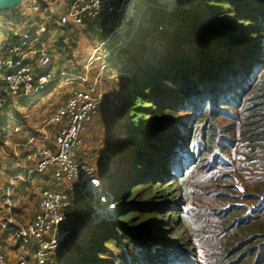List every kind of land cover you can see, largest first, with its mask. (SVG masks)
I'll return each mask as SVG.
<instances>
[{"label":"trees","instance_id":"16d2710c","mask_svg":"<svg viewBox=\"0 0 264 264\" xmlns=\"http://www.w3.org/2000/svg\"><path fill=\"white\" fill-rule=\"evenodd\" d=\"M196 1L208 6L202 10L206 22L193 27L187 23L196 17L173 14L170 56L145 77L122 82L123 108L131 107L130 116L120 110L131 138L123 165L133 168L114 193L118 219L84 223L82 236L54 257L58 264H197L207 237L216 264H264V182L248 188L247 206L232 182L204 190L189 179L204 170L234 177L226 169L237 142L234 127L248 133V144L264 145V0ZM52 25L59 34L67 30L56 20ZM186 42L190 50L180 52ZM57 51L54 46V59ZM146 104L147 121L140 123L136 110ZM134 116L136 123L129 120ZM204 226L209 236L202 235Z\"/></svg>","mask_w":264,"mask_h":264},{"label":"rangeland","instance_id":"374dc122","mask_svg":"<svg viewBox=\"0 0 264 264\" xmlns=\"http://www.w3.org/2000/svg\"><path fill=\"white\" fill-rule=\"evenodd\" d=\"M45 5L46 2L44 0H20V3H18L16 8L12 11L0 9V21H2L3 24L0 27V54L10 44L9 40L12 31L10 25L14 22L13 18L16 13L25 11L24 17L26 19L32 18L38 22L40 19H47V16L49 15L42 13ZM207 7L204 4V9H207ZM136 9L137 14L134 17L123 18L126 31L119 39L120 43H117V39L112 42L110 41L107 46L99 48V56H95L94 54V48L97 43L91 45L94 38H84V31L79 29L72 30L70 28L71 30H63L59 34L55 29H52L49 34V41L52 43V46L58 48V51L56 52L58 54L53 60V71H56L54 75L59 74L62 71L75 75H84L88 73L90 81L86 85L87 87L92 85V81H94L96 76L100 74L102 77V84L97 89L98 95L103 96L99 106L100 113L96 115L94 122L87 127V132L84 135L86 149L81 152L80 159L81 161L84 160L85 164L93 170L92 174L94 177L101 181L105 194L96 195L91 192L84 199H80L79 203L75 204V207L72 208L74 231L70 244L72 241L78 240L79 237L82 236L86 229L84 223H93L98 226L105 221L118 219L119 209L115 206L112 196L114 199V193L117 191L119 184L129 176V173L133 168H127L126 165H123L124 160L128 159V156L131 155L128 144L126 143V141L131 138L128 136L129 129L126 126L128 119L122 115L120 110L127 111L128 116H130L131 107H129V109L126 107L123 108L124 89L122 87V82L124 81L126 83V80L134 78V75H137V78L145 77L142 73L149 68H154L155 63L157 64L163 57L170 56L171 51L168 49L169 41L167 35L169 31H174L175 25L170 24L173 14H175L173 17L176 18L178 12H182L183 10L191 15L192 18L196 17V21H191V24L190 22L187 23L188 25H194L193 27L197 26L199 22H206V18L203 16L202 12L204 9L200 8V4L196 0H138ZM55 20V17L51 18L50 23ZM200 28L202 27L200 26ZM35 29V25L30 28L31 31H34ZM77 42L78 45L76 44ZM187 43L188 42L182 44L180 52L183 50H190L189 45H191V42ZM108 53L109 56L105 58L104 56H107ZM100 57L102 58L100 59ZM104 60L105 69L101 72L99 67ZM92 62L93 64L88 70L86 65ZM79 85L80 84L74 85L66 83V85L60 87L58 85L48 86L46 92L44 91L38 97L21 98L16 102L9 94H4L1 95L0 98L3 97V100L7 104L5 106L3 105L4 107L0 106V110L4 113H6V111L10 114L13 113L16 121L22 126V130L29 135H33L34 137L43 132L41 131L40 133V130L45 129L49 136L51 135L49 122L56 107L63 104L72 93V90L79 87ZM147 110V104L144 105L142 109L139 108L136 110L141 113L136 121L139 120L140 123L146 122L147 113H145V111ZM184 113L183 110H180L178 115H183ZM135 117L136 116H134L133 119H129L130 122L136 123V121L134 122ZM220 121L221 124L224 122L222 119ZM10 122L12 124L15 123V121L11 120ZM223 127L224 134H228L230 131L228 126ZM233 133L237 142L228 153V163H232V166L227 167L226 169H228L229 175H234V177L229 178L220 175L223 178L222 179L217 173V170H204L193 174L189 179H191L193 184H200L201 188L202 186L206 188L204 190L212 188L216 182H219L220 184L227 181L232 182L237 189L240 200L248 206L250 202L245 198V193L248 192V188L255 187L260 182H264V145L248 144V133L242 131L240 127H234ZM178 134H180V132H178ZM50 142L51 139L49 143ZM175 142L179 143L180 140L177 139ZM45 145L46 142L38 138L31 143L30 150ZM130 145H138V143L132 144L131 142ZM123 146L126 147L128 153H119L118 148L122 149ZM21 150L26 151L24 148H21ZM24 154L25 152H22L21 155ZM24 157L25 155L23 158ZM16 159L17 158L12 159L15 161L13 164H19ZM125 162L126 163L124 164H127V160ZM9 174L12 176L16 175L15 173L10 172L9 169L2 173V179L5 180L7 178L4 181L5 187L10 184V181L8 182V179H10V177L8 178ZM40 177L44 183L39 184L35 190L32 187L33 184L28 185V188H26L23 182L15 181V187H13L10 195V202L12 204L13 212L16 215L18 214L17 216H19L18 211L23 208L22 213L27 220L32 218L36 209L38 210L40 199V189H38V187L41 188L45 184L49 187H53L56 184L51 176L50 179L47 176L40 175ZM21 188L22 191L20 190ZM18 191L19 196L23 194L25 196V199L22 198L20 203H18L16 199ZM108 193L111 199L109 203L110 208H112V213L110 211V214L105 216L103 213V201L104 198L107 199ZM199 193L200 191L196 195L198 201H200L201 198ZM2 201H7L6 192L0 194V223H7V221H5L6 218L4 212L6 213L9 210V206L3 204ZM201 201L204 204H208L206 198L201 199ZM83 204H88L89 207L86 210H83ZM19 205L22 207L19 208ZM262 208H264V202L262 203ZM74 210L81 211L82 213L80 214L82 218L77 217V214H74ZM86 211H89V216L86 215ZM108 212L109 211H107L106 214ZM260 219L264 222V216L260 217ZM200 231L203 233V236H209L211 234V231L207 232L205 230V226L202 227ZM7 237L9 238L8 235ZM202 240L204 250L200 252V259L197 264H216V261H213L216 255L212 241L208 237L205 239L202 238ZM3 242L6 245L11 243L10 241ZM177 242L178 237H175L173 242L174 246H176ZM12 245H15L14 252L16 253L17 248L20 247L19 243H13ZM13 246L11 247L12 250ZM68 247L67 243L64 248L67 249ZM26 251L28 252L26 255L28 264H37L33 260L34 249L27 246ZM56 259L53 258L48 264H58V260Z\"/></svg>","mask_w":264,"mask_h":264},{"label":"built area","instance_id":"2783aa9c","mask_svg":"<svg viewBox=\"0 0 264 264\" xmlns=\"http://www.w3.org/2000/svg\"><path fill=\"white\" fill-rule=\"evenodd\" d=\"M44 1L46 5L42 13L49 14L47 19L38 22L32 18L27 20L25 11L16 13L13 18L10 44L0 54V96L9 94L17 100L38 97L48 86L60 87L66 83L80 85L51 116L52 145L31 149L27 155L28 161L34 164L32 172L50 175L56 184L53 187H38L40 202L32 220L22 224L10 217L7 223H0L4 234L13 243H21L15 256L11 257L8 246L0 236V264H28L27 246L34 249L33 260L37 264H48L71 240L74 231L72 208L75 204L91 192L105 194L103 184L94 177L93 170L80 160V151L84 146L83 133L86 125L95 119L103 98L97 90L102 84V77L99 74L87 87L90 81L88 73L75 75L62 71L54 75L53 47L49 41L53 26L51 18L55 17L62 26H72L81 31L93 21L108 18L110 22L104 24L103 29L109 34L108 39H112L123 36L126 31L123 18L134 17L138 4V0H69L67 6L66 0ZM2 25L0 21V27ZM33 25L36 29L31 31ZM104 45L103 42L95 46V56ZM108 56L109 53L104 57ZM105 60L100 66L101 72L105 69ZM92 64L89 63L86 68L89 70ZM2 98L0 106L4 103ZM10 120L15 123L12 124ZM21 131L15 115L0 110V157L4 152V143ZM37 138L48 140V134L42 132L31 143ZM108 197L109 193L107 200Z\"/></svg>","mask_w":264,"mask_h":264},{"label":"crops","instance_id":"0c3cea01","mask_svg":"<svg viewBox=\"0 0 264 264\" xmlns=\"http://www.w3.org/2000/svg\"><path fill=\"white\" fill-rule=\"evenodd\" d=\"M67 2V6L69 4V0H66ZM110 19H102V20H97V21H93L90 23L89 27L84 31V34H83V37L84 38H94L93 39V42H91V45H94L95 43H97V45H100L101 43H105L104 46H107L109 44V42L117 39V43H119V39L121 37H114L112 39H108V36L109 34L107 33V31L105 29H103V26L104 24L106 23H109ZM67 29L69 30H75L76 28L72 27V26H66ZM71 28V29H70ZM107 33V34H106ZM106 34V35H105ZM82 38V37H81ZM84 40V39H83ZM108 40V42H107ZM78 45V42L76 43ZM96 45V46H97ZM118 45V44H117ZM103 46V47H104ZM53 47V46H52ZM73 91V90H72ZM46 92V91H45ZM69 98V97H68ZM21 99V98H20ZM18 100V99H17ZM17 100L14 99V101L16 102ZM4 107V106H3ZM57 108V107H56ZM13 114V113H11ZM14 115V114H13ZM94 122V120H93ZM93 122L89 123L86 125V130L85 132L83 133V139H84V135L85 133L87 132V127L92 124ZM20 125V123H19ZM21 126V125H20ZM22 127V126H21ZM41 131L43 132H46V130H40L39 132L41 133ZM39 135V134H38ZM38 135L34 136L33 135H29L27 132H24L23 130L21 131L20 134H17V135H14L11 140H9L6 144L4 143V152H3V155L0 157V192L1 193H4L6 192L7 194V201L3 202V204L5 205H8L9 206V210L5 213L4 212V216H5V221H8L10 217L13 218L14 221L18 222V223H27L29 222L30 220L33 219L30 218L27 220V218L24 216V214L22 213V210H19V216H17L14 212H13V208H12V204L10 202V195H11V191L13 189V187H15V181H20V182H23L26 186V188H28V185H32L33 189L35 190L37 186H39V184H42L44 183L43 180H41V176H47L49 177L50 179V175H44V174H39V173H33L32 172V168L34 166L33 163H31L30 161H28L27 159V155L28 153L30 152V145H28V143H31V140L35 137H37ZM38 139V138H37ZM51 139V142L49 143ZM52 134L48 136V140H44L46 142V145L47 146H50L51 143H52ZM19 145V146H17ZM21 148H24L26 151H23L21 150ZM86 149V143H85V140H84V146L82 148V150L80 151V158H81V152L84 151ZM22 152H25V157L23 158L24 155H21ZM13 158H17V162H19V164H13L15 161H13L12 159ZM81 160V159H80ZM82 162L85 163L84 160H82ZM24 164V165H23ZM26 164V166H25ZM12 167V168H10ZM7 169L10 170V172L12 173H15L16 175L12 176V175H8V178L10 177V179H8V182L10 181V184L7 185L6 187L4 186V181L2 178V173L6 172ZM12 176V177H11ZM27 178V179H26ZM19 179V180H18ZM41 180V181H40ZM48 183V182H47ZM47 186L46 184L43 186L45 187ZM23 188V187H22ZM22 188L20 189L22 191ZM19 190V191H20ZM19 191L18 193L16 194V199L18 201V203H20L21 199L24 198L25 199V196L24 194L23 195H20L19 196ZM0 193V194H1ZM39 198H40V192H39ZM2 199V198H1ZM3 200V199H2ZM39 202H40V199H39ZM39 206V204H38ZM22 206L19 205V208H21ZM37 211V209H36ZM36 211L34 212V215L36 213ZM24 222V223H23ZM0 236L3 238V241L5 242H11L8 246V249H9V253L12 256H15V245L13 246V242L11 241L10 237L8 238L7 235H5L1 228H0ZM13 246V250L11 249V247Z\"/></svg>","mask_w":264,"mask_h":264},{"label":"water","instance_id":"95a60500","mask_svg":"<svg viewBox=\"0 0 264 264\" xmlns=\"http://www.w3.org/2000/svg\"><path fill=\"white\" fill-rule=\"evenodd\" d=\"M18 3H20V0H0V9L10 10L15 7Z\"/></svg>","mask_w":264,"mask_h":264},{"label":"bare ground","instance_id":"6f19581e","mask_svg":"<svg viewBox=\"0 0 264 264\" xmlns=\"http://www.w3.org/2000/svg\"><path fill=\"white\" fill-rule=\"evenodd\" d=\"M110 200H107V199H104L103 203H104V209H103V213L106 215L110 214V211L112 210V208H110V203H109ZM106 203V204H105ZM109 211L107 214L106 212ZM112 213V211H111Z\"/></svg>","mask_w":264,"mask_h":264},{"label":"clouds","instance_id":"9594fccd","mask_svg":"<svg viewBox=\"0 0 264 264\" xmlns=\"http://www.w3.org/2000/svg\"><path fill=\"white\" fill-rule=\"evenodd\" d=\"M108 200H111V199H110V196H109ZM112 200H113V196H112Z\"/></svg>","mask_w":264,"mask_h":264}]
</instances>
